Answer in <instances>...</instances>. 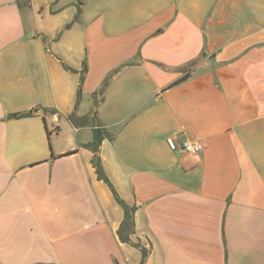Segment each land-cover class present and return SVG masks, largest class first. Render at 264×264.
<instances>
[{"label":"crops","instance_id":"0c3cea01","mask_svg":"<svg viewBox=\"0 0 264 264\" xmlns=\"http://www.w3.org/2000/svg\"><path fill=\"white\" fill-rule=\"evenodd\" d=\"M79 1L0 0V264H140L96 131L143 264H264V0Z\"/></svg>","mask_w":264,"mask_h":264},{"label":"trees","instance_id":"16d2710c","mask_svg":"<svg viewBox=\"0 0 264 264\" xmlns=\"http://www.w3.org/2000/svg\"><path fill=\"white\" fill-rule=\"evenodd\" d=\"M77 5H78V13L76 14V16H78V14L80 12V6H79L80 1L79 0L77 2ZM30 115H32V111L9 114L7 116V118L18 119V118L28 117ZM104 138L111 139L112 137L106 131L105 132H102V131H96L95 132L94 142L91 145V148L95 153L94 157L92 159V164L96 170L97 177L100 180L104 181L108 185V187L110 188V190H111V192L115 198V201L117 202L118 205H120V207L123 210V218H122L120 226L117 230V235H118L119 240L123 243H128V244L138 248L141 252L140 264H143L146 257L148 256V250L146 248H144L142 245H140L138 242H136L132 239V236L135 233V222H134L135 207L126 204L122 199H120V197L117 195L116 191L114 190L112 184L109 182L108 178L104 174V171H103L101 164H100V159H99V156L97 154L98 145Z\"/></svg>","mask_w":264,"mask_h":264},{"label":"built area","instance_id":"2783aa9c","mask_svg":"<svg viewBox=\"0 0 264 264\" xmlns=\"http://www.w3.org/2000/svg\"><path fill=\"white\" fill-rule=\"evenodd\" d=\"M170 149L174 150L178 147L175 141L172 138H167L166 140ZM180 149L189 155H195L200 153L203 150V143L200 141H184L180 144Z\"/></svg>","mask_w":264,"mask_h":264}]
</instances>
